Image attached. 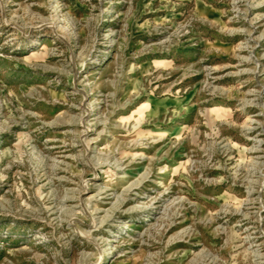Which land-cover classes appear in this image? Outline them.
Masks as SVG:
<instances>
[{
  "label": "rangeland",
  "instance_id": "374dc122",
  "mask_svg": "<svg viewBox=\"0 0 264 264\" xmlns=\"http://www.w3.org/2000/svg\"><path fill=\"white\" fill-rule=\"evenodd\" d=\"M0 264H264V0H0Z\"/></svg>",
  "mask_w": 264,
  "mask_h": 264
},
{
  "label": "bare ground",
  "instance_id": "6f19581e",
  "mask_svg": "<svg viewBox=\"0 0 264 264\" xmlns=\"http://www.w3.org/2000/svg\"><path fill=\"white\" fill-rule=\"evenodd\" d=\"M45 47H43L42 49H44Z\"/></svg>",
  "mask_w": 264,
  "mask_h": 264
}]
</instances>
